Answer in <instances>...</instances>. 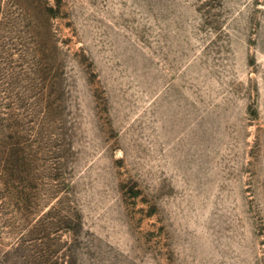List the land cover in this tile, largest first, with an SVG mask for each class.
I'll return each instance as SVG.
<instances>
[{"label": "rangeland", "instance_id": "obj_1", "mask_svg": "<svg viewBox=\"0 0 264 264\" xmlns=\"http://www.w3.org/2000/svg\"><path fill=\"white\" fill-rule=\"evenodd\" d=\"M0 264H264V0H0Z\"/></svg>", "mask_w": 264, "mask_h": 264}]
</instances>
